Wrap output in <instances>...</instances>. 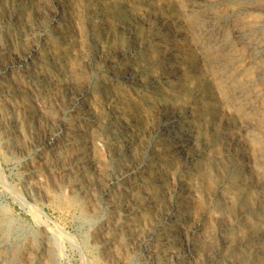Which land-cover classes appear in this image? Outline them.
Listing matches in <instances>:
<instances>
[{"label":"bare ground","instance_id":"obj_1","mask_svg":"<svg viewBox=\"0 0 264 264\" xmlns=\"http://www.w3.org/2000/svg\"><path fill=\"white\" fill-rule=\"evenodd\" d=\"M236 1L247 4V6H250L252 9L264 15V0ZM10 2L12 3L11 0H0V37L5 36L6 39L9 38L6 22L7 20L9 21V18H12V15L14 14L13 11V13L10 12ZM209 5L210 4H208V6ZM22 10L21 13L19 12L20 15L16 20H20L23 16L26 18L27 13ZM60 14L61 10L57 5L54 16L58 17ZM29 16H31V14ZM185 17L190 23L189 25L198 24L200 21L199 15L196 16L195 13L186 14ZM76 20L77 19H75V21ZM53 22L56 23L57 21ZM74 23L76 24V22ZM22 26L26 31V28L31 25L27 27V20L25 19ZM55 28L58 32H60L58 27ZM33 31L34 29L32 32ZM36 31L38 32L37 29ZM18 35L19 34H17V37ZM25 38L26 37H24V39ZM12 39L14 40V38ZM91 42L95 48H99V43L96 37L92 38ZM232 42L234 43L233 46L231 45ZM72 43L73 42H71V44ZM21 44H23V42ZM209 44L210 45L199 49L203 51L201 52L205 55L206 61L208 62L209 67H211V71L208 70L207 74L209 73L208 76L211 77L212 88L216 96L221 98L222 101L221 106H217L214 109H212V106H208L209 109H206L205 113L204 110L202 111V114L204 113V115H207L205 128L207 131L212 133V135H222V128L225 124V120L228 118L230 111H232L230 115L237 119V123L246 130H249L250 139L247 141L249 144L247 146L251 150V158H253L252 165L255 164L257 169L251 174L250 186L244 183L245 179H233L229 184V188L226 190L221 191L219 188H216L218 185L217 180H220L221 177L224 176L225 172L227 173L226 165L228 157L230 156L229 154L231 153L230 150L222 144L219 145V149L210 155L205 161L203 169H201L198 174V181L196 180L200 183V185L199 183H196L195 187V184L192 183L189 176L191 172L189 170L190 168L187 167V162H189L188 160H190L192 152L197 149V137L176 120L167 119L164 122L152 124V127L149 128V126L143 122L144 117L142 113L138 111L140 109L137 110L138 112L133 111L132 117L131 114L118 110L119 106L124 104L121 94L122 90L119 91L112 85H103L99 90H96L102 100V107H104V109H99L101 106L97 105L96 107V104H94L95 102L92 100L91 83L87 84L84 89L80 88L81 91L76 94H73L74 91L72 89V94L74 95L72 98H75L74 102H76V104L74 103L75 105L70 107L69 112L72 114L73 120L68 121L70 119L66 120L63 117L61 120H58L59 122L57 123V126L61 131V136L55 138V134H45L43 142L45 148L47 149V153L40 154L37 164L31 162L28 165L29 167H26L27 172L26 170L25 172L27 173V179L25 180L22 188L24 196L31 202L37 203L38 201H41V199L46 197L48 198L49 195L51 197V195L53 196V193H56L57 196L68 204L71 209L77 212L80 211L81 214L76 215L81 221V224H79L80 232L82 233V230L86 225L91 228L89 233L83 232V235L84 233L86 234V240L83 244L85 247L88 246L86 249L91 253V255L95 256L97 260L103 262V264H213L214 257L212 237L207 234L206 231H203L204 227H201V221L205 215V208L202 202L203 199L201 200L198 195L200 186L212 189L221 199L219 200L221 205L220 211L213 214L215 215L213 218L215 223H222L223 225L228 224L230 214H233L232 212H235L237 207H241L242 210L253 216L252 219L246 223L247 230L238 232L236 236L238 243L249 244L253 238H256L261 234L264 236V35L253 34L250 30H244L243 28L236 26V28H233L232 31H230V34L225 35L221 41L215 43L209 42ZM79 47L82 46L79 45ZM0 51L1 62L2 60L5 61L7 56L12 55L13 57H11V59H14L15 56V59L18 60L17 63L19 64V66L15 67L12 64L13 62L7 63L6 61V63L3 62L4 64L0 68V75H4L3 78L0 79V148L10 157L14 155H16V157H23V155H25L30 149L31 139L33 138L32 135L31 139L29 138V135L32 132L29 135L28 133L36 126L40 128V124H43V119L45 122L48 121L46 119L47 115H45L46 111L44 109V105L40 106L43 103L40 102L41 104L39 105V103H37V99L35 100L31 97V95L34 97L35 93L33 94L27 85L30 82L34 83L33 80L37 81L38 88L44 93V102H48L53 99L56 100L57 103V101L62 97V92H65L66 94L69 90L67 88L68 86L66 87L64 84L65 80L63 81L65 77L53 80L51 77L49 78V76L40 75L38 73L39 71L37 72V67L29 66L28 64L26 66V63H28L27 60H29L31 56L39 58L36 49H30L29 52L25 54H16L17 52H15V49L11 46V44H6ZM173 53L176 54L179 53V51H174ZM184 53H188V50H182V54ZM85 54H87V52ZM78 62L77 64H79ZM40 63H42V60ZM77 64H73L75 65V68L76 66L78 67ZM73 65L71 66L74 67ZM79 69H81V67ZM92 75H94V73ZM81 76L82 75L79 77ZM74 77H76V75ZM111 79L115 82L117 80V76L113 74ZM82 82L83 81L81 80V83ZM130 89L132 90V88ZM125 97L127 98V96ZM93 98H95V96ZM70 101L71 100L69 99V102ZM210 105H213V103ZM58 107L60 108V106ZM62 114H64V112ZM52 117L49 119H54ZM55 122H57V120ZM147 129L151 132L150 135L148 134L149 140L146 136V131H148ZM102 135H105L106 137L105 144L107 150H105L109 153V155H111V157L113 156L116 164V166L110 171H107L104 168V163L101 162L99 157V159L97 158L98 154H96V145L98 143L97 138L100 136L104 137ZM155 137L156 139L154 143H152L151 141ZM232 138H234V136ZM100 147L103 146L101 145ZM30 151L31 150H29V152ZM3 152L1 153L3 154ZM246 175V172L241 174L242 177H245ZM56 178H60V181H55ZM62 178L67 182L66 187L68 191L66 192L67 195L64 194L65 196L59 194L61 193L60 190L63 192L65 183L59 188L57 186L60 185L61 182H64L61 181ZM103 178L106 180L104 181ZM100 195L105 198L108 205L109 213L106 214V217H101L98 212L101 203ZM223 200L227 204H225ZM225 209L228 210L229 214L225 213ZM4 211L6 212L7 210L0 207V241L6 242L17 230V227L14 226L16 223L14 224L12 218H8L10 216H7V214L5 215ZM241 214L245 216V213ZM36 216L38 218L37 214ZM43 223H38L37 225L39 228L38 233L42 236V242L39 243V248L36 251L31 249L32 246H34L33 242L27 248L23 246V243H21L23 247L17 245L14 246L16 243H13V247H10L12 255L10 254V258H6L0 254V264H22L19 262L22 260L20 258L19 253L21 252L19 250H24V248V253H22L24 254L23 257L26 264H63L58 252L54 248L53 238L48 234V230ZM70 237H72L71 234ZM13 238H15V236ZM62 244L63 243L59 245L61 249L63 248ZM90 248H92V250H89ZM95 252L97 254H95ZM137 252H144L145 258L135 259L134 255L137 254ZM243 257L244 256L239 258L240 262L243 261ZM248 261L252 262V264H264V247H258L253 255L252 253L249 254ZM92 263L93 262H91V264ZM231 263L233 264V262Z\"/></svg>","mask_w":264,"mask_h":264},{"label":"rangeland","instance_id":"obj_2","mask_svg":"<svg viewBox=\"0 0 264 264\" xmlns=\"http://www.w3.org/2000/svg\"><path fill=\"white\" fill-rule=\"evenodd\" d=\"M11 1L12 3L11 2L10 3L12 4V6L10 4L9 8H10V12L11 13L14 12V14L12 15V18H9V21L7 20L6 22V26L8 27L7 32L9 38L6 39L5 36H1L4 38L3 39L0 37V50L6 44L7 45L11 44V46L15 49V52H17L16 54H25L28 53L30 49H36L39 58H36V56H31V58L27 60L28 63H26V66L28 64L29 66L37 67L38 68L37 72L39 71L38 73L40 75L42 74L47 77L49 76V78L51 77V79L53 80H56V78L65 77L63 81L65 80L64 84L66 87L68 86L67 88L69 92L68 93L66 92V94L65 92H62L61 96L63 98L61 97V99H59L57 103L56 100L53 99H51V101L49 100L48 102H44L43 98L45 96L43 91L38 88L37 81L33 80L34 83L30 82L27 86H29V88L31 89L30 91L33 94L35 93L34 97L32 95L31 97L35 100L37 99V103H39V105L43 103L40 106L44 105V109L46 111L45 115H47V117L49 116L48 118L46 117L48 121L45 122V120L43 119L42 121L43 124H40V128L36 126L37 128L34 127V129H31V131L28 133L29 135L32 132L29 135L30 139L33 136V138L31 139V147H29L30 148L29 150L31 151L29 152L28 150L29 153L27 152L25 155H23V157L22 156L16 157V155L10 157L9 155L5 154L3 150L0 148V203H1L0 207L7 210L6 212L4 211L5 215L7 214V216H10L8 218H12L14 224L16 223L14 226L17 227L16 228L17 230L12 234V236L10 237V239H8V241L6 242L0 241L1 255L5 256L6 258H10V256L12 255L10 247H13L12 245H14L15 243L16 244L14 246L16 245L22 246L21 243H23V246L27 248L33 242L34 246H32L31 249L36 251L39 248V243L42 242L41 240L42 236L40 233H38L39 228L37 225L38 223L45 222L43 224L46 226V229L48 230V234L53 238L54 248L58 252V255L61 258V262L63 264H85V263L91 264V262H93L92 264H97V263L103 264V262L97 260L95 256L91 255V253L86 249L88 246L85 247L83 244V242L86 240L85 233L86 232L89 233L91 228H89V226L85 224L86 225L84 227L85 230L83 229L82 233L80 232L79 224H81V221L80 218L76 216L81 214L80 211L77 212L71 209L68 204H66L61 198L57 196L56 193H53V196L51 195L50 197L49 195L48 198L46 197L44 199H41V201H38L36 203L28 200L22 192L23 185L25 183V180L27 179L26 167H29L28 165L31 162L37 164L40 154L47 153V149L45 148L43 142L44 135L45 134L49 135L52 133V135L55 134L54 135L55 138L61 136V131L57 126V123L59 122L58 120H61L62 117L66 120L70 119L68 121L73 120L72 114L69 112L70 107L76 104V102H74L75 98H72L74 96L73 94L80 92L81 89H84L85 86L89 83H91V87H92L91 88L92 100L93 102H95L94 104H96V107L97 105L101 106V108L99 109H104V107H102V100L98 95V91L96 90L97 89L99 90L103 85H107V86L112 85L113 87H116V89H118L119 91L122 90L121 94L124 104L120 105L118 110L122 112L123 111L127 112L131 114L132 117L133 111L136 112L138 109H140L138 111L142 113L144 117L143 122L144 124L149 126V128L152 127V124L164 122L167 119H173L179 122L181 125H184L187 129H189V131H191L192 134L195 135L198 139L197 149L192 152V154L190 155V160H188L189 162H187V167L190 168L189 170L191 172L189 176L191 178L192 183L195 184V185L193 184L195 187H196V183H199L197 182L198 174L200 170L203 169L205 161L210 155H212L216 150H218L219 149L218 146L222 144L225 145V147L228 150H230L231 153L229 154L230 156L228 155L229 157L226 165L227 173L225 172L223 176L224 178L221 177L220 180H217L218 185L216 188H219L221 191L226 190L227 188H229V184L233 179L236 180L245 179L244 183L250 186L249 184H251L250 183L251 174L254 172V170L257 169L255 164L252 165L253 158H251L252 157L251 150L247 146L249 145L247 141L248 139H250L249 130H246L244 127L240 126L237 123V119L234 116L230 115L232 112L230 110H229L230 113L228 115V118H226L225 124L223 125L222 128V135L219 136L212 135V133L207 131L205 128V122L207 119V115H204L205 110L209 109L210 106H212V109H214L217 106H221L222 99L216 96L212 88L211 77L208 76L209 73L207 74L208 70L211 71V67H209L208 62L206 61V57L202 53L203 51L200 50L199 48L210 45L209 42L215 43L221 41L225 37V35L230 34V31H232L233 28H236V26L243 28L244 30H250L253 32V34L255 33V34L264 35L263 14L252 9L250 6H247V4H244L242 2H237L236 0L234 1L233 0H194V1L193 0H155V1L153 0V2L152 0H147V1L146 0H76V1L75 0H36V2L35 0H18V1L11 0ZM19 3L22 5H20ZM186 3L188 5L190 4L191 5L188 6ZM208 4L210 5L208 6ZM57 5L61 10V14L58 17L57 16L55 17L54 13H55V9H57ZM78 5L80 8L78 7ZM14 6L17 7L15 8ZM21 10L27 13L26 18L23 16L22 18H20V20H16L18 19ZM189 13H195L196 16L199 15L200 21L198 24L189 25L190 23L185 17L186 14ZM30 14L31 16H29ZM74 18L77 20L75 21ZM25 19L27 20V27L31 25L28 27L29 29L26 28V31L25 28L22 26V23L24 22ZM53 21L55 22L57 21V22L54 23ZM74 22H76V24ZM36 23L38 24V26ZM32 26L35 31V32L33 31L34 33L32 32L33 30ZM55 27H58L60 32H58ZM9 29L12 31H10ZM36 29L38 30V32L36 31ZM9 31L12 33V36ZM17 31H19L20 33ZM17 34H19L18 35L19 38L17 37ZM10 37L14 38V40ZM24 37L26 38L24 39ZM94 37H96L99 43L98 49L92 45L91 39ZM22 42L23 44H21ZM71 42L73 43L71 44ZM29 44H31L32 46ZM79 45L82 47H79ZM231 45L233 46L234 43L232 42ZM77 46L80 49H78ZM23 48H25L26 50ZM83 48L85 53L87 52V54L84 53ZM182 50H188L189 54L188 53L182 54ZM174 51H179V53L174 54L173 53ZM11 57L13 56L9 55L6 57L5 61L4 60H2V62L0 61V68L3 66L4 63H6V61L7 63L13 62L12 64L15 67L19 66V64L17 63L18 60L15 59L16 57L14 56V59L13 58L11 59ZM41 60L42 63H40ZM70 62L71 65L73 64L76 65L78 62L80 64V65L77 64L78 67L76 66V68L78 69L75 68V65H73L74 67H72L70 65ZM71 67L73 69L75 68L74 71ZM80 67L81 69H79ZM77 72L79 75L77 74ZM79 72L82 73L80 74ZM87 72L90 73L88 74ZM92 72L94 73V75H92L93 74ZM113 74L117 76V80L115 82L112 81L111 79ZM73 75L74 76L76 75V77L78 78L74 77ZM80 75H82L83 77L82 76L79 77ZM3 76H4L3 74L0 75V79H2ZM119 76L121 77V79ZM81 80L84 83L83 82L81 83ZM130 88H132V90ZM72 89L74 93L72 92ZM94 96L95 98H93ZM125 96H127V98ZM69 99L71 100L70 102ZM212 103L214 106L210 105ZM58 106H60L61 109ZM203 110L204 113L202 114ZM63 112L64 114H62ZM50 117L54 119H49ZM56 120L57 122H55ZM144 120L146 121V123ZM41 127L43 128V132ZM146 132L147 134L146 133L145 134L147 136V139L149 140L148 137L151 134V132H149V130ZM102 136L105 137V135ZM210 136H214V137H210ZM233 136L234 138H232ZM104 137L100 136L99 138H97L98 143L96 145V154L98 155L100 154L99 156L97 155V158L99 157L101 159V162L104 163V168L107 171H110L116 166V164L113 156L111 157V155H109V153H107L106 151L107 150L105 144L106 137L105 138ZM155 139L156 137L153 138L151 142L154 143ZM103 143L105 144V146ZM99 144L100 146L102 145L104 149L103 147H100ZM1 152H3V154ZM245 172L247 175L245 177H242L241 174ZM105 178H103L104 181L106 180ZM57 179L58 178H56L55 181L59 182L60 178L58 180ZM61 181L64 182H61L60 185H57L58 188L64 183L65 186L63 187L64 189L63 192L62 190H60L61 193L59 192L58 193L61 194L62 196H65L67 195L66 192L68 191L66 187L67 182L63 178L61 179ZM208 189L205 188L204 186L203 187L200 186V191L198 195L201 200L203 199L202 202L205 208L204 209L205 215L203 217V220L201 221V227L202 228L204 227L203 231H206L207 234H209L212 237V242H213L212 249H213V257H214L213 264L215 263L229 264L231 262H233V264L236 263L252 264V262L248 261V256L251 253L253 255L258 247H264V236H262L261 234L256 238H253L249 244L238 243L236 240V236L239 231L247 230L246 223L249 222L253 216L246 213L244 210H242L241 207H237L235 209V212L233 211L232 212L233 214H230L228 224L223 225L222 223H215L213 221L215 215L213 214H216L220 211L221 205L219 200L221 199L220 197H218V194L215 193L212 189L210 188ZM100 200H101L99 207L100 211L98 210V212L100 213L101 217H106L107 216L106 214L109 213L107 202L105 201V198L102 195H100ZM224 203L227 204L225 201ZM226 210L227 209L224 210L225 213L229 214L228 210L227 211ZM72 213L74 216L72 215ZM241 213H245V216H243ZM36 214L38 215V218ZM233 224L235 225V227ZM83 232H85L84 235ZM70 234L72 237H70ZM14 236L15 238H13ZM61 243H63L62 249L59 246ZM240 244L243 246H241ZM24 250H19L21 252L19 253L20 258L22 260L21 261L18 260V261L21 262L22 264L23 263L26 264V261L24 260L23 257ZM89 250H92V248H90ZM95 254L97 253L95 252ZM242 256H244L242 259L243 261L240 262L239 258H241ZM134 258L135 259L145 258V253L137 252V254L134 255Z\"/></svg>","mask_w":264,"mask_h":264}]
</instances>
